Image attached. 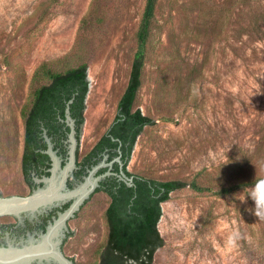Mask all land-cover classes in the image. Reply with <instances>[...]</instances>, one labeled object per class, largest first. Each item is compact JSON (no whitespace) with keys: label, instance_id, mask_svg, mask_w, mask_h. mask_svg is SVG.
Here are the masks:
<instances>
[{"label":"rangeland","instance_id":"1","mask_svg":"<svg viewBox=\"0 0 264 264\" xmlns=\"http://www.w3.org/2000/svg\"><path fill=\"white\" fill-rule=\"evenodd\" d=\"M143 6L144 0H0V196L23 188L24 110L33 89L48 81L41 66L86 62L79 150L88 148L116 113ZM263 13L264 0L233 12L225 0L157 2L135 101L154 122L137 136L126 169L211 188L185 186L161 202L157 227L164 244L153 264H264V219L237 199L252 186L217 192L264 131V20L255 21ZM226 146L230 163L218 175ZM263 161L257 165L264 175ZM108 202L94 194L86 218L81 215L62 246L79 264H97ZM235 231L239 237L230 244Z\"/></svg>","mask_w":264,"mask_h":264},{"label":"trees","instance_id":"2","mask_svg":"<svg viewBox=\"0 0 264 264\" xmlns=\"http://www.w3.org/2000/svg\"><path fill=\"white\" fill-rule=\"evenodd\" d=\"M250 1L225 0L231 12L243 4L250 5ZM157 2L158 0H144L136 30V49L128 80L117 101L116 114L108 130V133L119 138L124 152L125 170L137 136L145 125L154 122L152 116L143 113L136 106L135 101L142 84L146 51L151 40ZM205 10L206 8L203 7L204 17L208 14ZM258 19L264 20V13L259 18H255V21ZM207 21V18L203 20V22ZM41 67L45 70L48 81L33 89L31 99L24 110V117L29 118L25 131L27 145L31 142L37 143L38 139L34 135L41 132L43 127L48 133L51 132V128L56 130L57 127L51 119L55 118L57 110L65 115V108L70 99V115L78 117L79 123L84 118V101L89 85L86 62L75 63L60 70L46 65ZM61 87L64 89L62 90ZM62 93L65 95V100L58 98ZM37 119L43 121V127L37 126L39 122ZM106 138L110 139V136ZM42 155L47 157L45 153ZM262 158H264V131L258 147L248 155L245 153L241 161L233 163L228 172L229 179L219 184L217 192L228 193L238 188L252 186L257 179L264 178L257 165ZM126 172L127 175L133 176L132 185L122 180L115 191H110L111 198L105 209L108 232L104 243L98 249L97 264H153L155 251L164 244L157 227L162 213L161 202L169 198L171 191L185 186L196 190L211 188L209 184L199 183L195 179H157L132 174L127 170Z\"/></svg>","mask_w":264,"mask_h":264},{"label":"flooded vegetation","instance_id":"3","mask_svg":"<svg viewBox=\"0 0 264 264\" xmlns=\"http://www.w3.org/2000/svg\"><path fill=\"white\" fill-rule=\"evenodd\" d=\"M61 88L62 90L64 89V87ZM58 98L65 100V95L62 93L58 96ZM72 118L74 119L75 127L77 129L75 134L77 139L74 161L75 166L68 172L65 180V188L71 189L76 186L84 180V177L94 165L98 164L102 160L104 161V164L99 166L93 174V177L100 176L97 185L89 193L88 197L82 200V202L78 205V208H76L65 220V226L61 229L62 236L59 245L61 252L67 258L72 259L74 263L79 264L71 255L64 252L62 249L63 244L65 243L67 237L73 233L75 224L77 221L81 220V215L83 218H86L85 215L88 213V211L85 210L86 204L91 200L93 195L100 193L108 197L110 201V191H115L121 185V169H123L126 174L128 173L126 172L127 169H124V152L121 143L119 142V138L108 133L114 117L107 129L96 137L88 148L81 151L79 150V137L84 118L80 123L78 122V117L73 116ZM37 120L39 121L37 126L43 127V121L41 119ZM28 122L29 118L24 117V132L21 149V183L23 188L18 192L8 193L2 196L28 195L35 188L43 184L41 181H36L35 178H40L43 175L47 176L50 174V171L48 170L50 167V158L48 154L43 151L47 146L43 137V130L34 135V137L38 139L37 143L31 142V144L27 145L25 131ZM51 122L55 123V126L57 127L56 130L50 127L51 132L48 133L45 127H43V129L46 130V134L50 137L53 149L56 150V154L60 157L61 165H63L67 161L68 155L66 139L68 136L69 126L65 122V115H62L59 110L56 111L55 118L53 117ZM108 135L110 136V139L106 138ZM43 144H45V146H42ZM31 148L33 150H31ZM44 153L47 154V157H43L42 154ZM117 157H119L120 161ZM72 201L73 198L66 199L50 207L40 208L32 214L28 212L21 213L19 216L11 213L0 214V243H6L7 240L18 243L20 241H25L29 236H32L33 238L40 236V234L47 231L48 226L54 223L59 214L68 208ZM75 231L78 232L79 227H76Z\"/></svg>","mask_w":264,"mask_h":264},{"label":"water","instance_id":"4","mask_svg":"<svg viewBox=\"0 0 264 264\" xmlns=\"http://www.w3.org/2000/svg\"><path fill=\"white\" fill-rule=\"evenodd\" d=\"M70 101L71 99L65 108V122L69 126L66 139L67 161L61 165L60 157L53 149V144L46 134V130L43 129V137L47 144L43 151L50 158V167L48 168L50 174L35 178L36 181H41L43 184L28 195L0 196V214L11 213L18 216L24 212L32 214L40 208L50 207L66 199L73 198V201L40 236L36 238L29 236L25 241L18 243L10 240H7L6 243H0V264H76L61 252L59 246L62 236L61 229L65 226V220L97 185L100 176L93 177V174L99 166L104 164V161L94 165L84 180L76 186L71 189L65 188L68 172L75 166L77 145L75 123L69 111ZM117 159L120 161L119 157ZM121 174V179L125 180L128 185H132L133 176L127 175L123 169H121Z\"/></svg>","mask_w":264,"mask_h":264},{"label":"clouds","instance_id":"5","mask_svg":"<svg viewBox=\"0 0 264 264\" xmlns=\"http://www.w3.org/2000/svg\"><path fill=\"white\" fill-rule=\"evenodd\" d=\"M230 146H226L222 152V159L218 161V175H219V167L222 164L230 163L228 156L226 155ZM262 169H264V165H261ZM217 175V176H218ZM247 198H250L254 202V207H247ZM237 199L240 200L242 205H245V211L250 212L252 215L257 217L258 219H264V178L257 179L255 184L248 190L247 193H240L237 196ZM239 237V232L235 231L229 237V243L234 244L235 240Z\"/></svg>","mask_w":264,"mask_h":264}]
</instances>
